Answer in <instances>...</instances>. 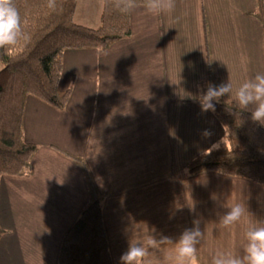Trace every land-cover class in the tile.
I'll list each match as a JSON object with an SVG mask.
<instances>
[{"label":"crops","instance_id":"0c3cea01","mask_svg":"<svg viewBox=\"0 0 264 264\" xmlns=\"http://www.w3.org/2000/svg\"><path fill=\"white\" fill-rule=\"evenodd\" d=\"M257 2L175 0L171 14L138 5L130 37L107 50L64 53L60 87L72 88L68 106L28 98L25 139L40 146L32 174L1 179L0 264H58L63 237L89 201L83 169L57 147L85 159L104 195L115 264L131 239L152 233L177 240L194 220L205 232L198 264H211L217 249L242 254L246 223L230 229L217 223L227 202L245 201L264 220V184L217 172L189 175L187 165L224 135L198 100L209 61L223 83L231 78L233 95L221 99L235 105V89L264 74ZM103 5L78 0L75 21L99 27Z\"/></svg>","mask_w":264,"mask_h":264},{"label":"trees","instance_id":"16d2710c","mask_svg":"<svg viewBox=\"0 0 264 264\" xmlns=\"http://www.w3.org/2000/svg\"><path fill=\"white\" fill-rule=\"evenodd\" d=\"M77 2L56 0V9L52 10L47 7L48 0H16L31 39L20 42L11 54L0 49V184L6 175L32 174V160L40 146L25 139L28 98L34 96L58 110L68 106L72 88L60 87L64 53L77 49L107 50L132 34L131 14L117 11L112 0H104L97 28L75 21ZM143 4L144 0H137V5ZM256 16L264 29V0H258ZM205 29L207 35V26ZM221 83L209 61L208 78L199 85L200 95L209 84ZM213 113L223 125L224 135L188 163V174L217 172L264 184V125L254 122L251 112L221 98ZM57 149L81 166L89 192L88 203L63 237L58 264H115L104 219V195L84 158ZM4 233L0 223V240Z\"/></svg>","mask_w":264,"mask_h":264},{"label":"clouds","instance_id":"9594fccd","mask_svg":"<svg viewBox=\"0 0 264 264\" xmlns=\"http://www.w3.org/2000/svg\"><path fill=\"white\" fill-rule=\"evenodd\" d=\"M112 6L122 14H131L138 5L137 0H112ZM143 6L151 14H171L176 3L175 0H144ZM47 7L55 10L56 0H48ZM30 39L16 0H0V49L11 54L20 42L27 43ZM225 95H233L231 78L227 83L208 85L207 91L198 98L201 110L215 111L216 103ZM234 98L241 110L251 112L254 122L264 125V74L257 73L245 80L235 89ZM225 207L228 210L220 215L217 228L230 229L243 221L246 223L245 242L242 254L229 249L215 250L211 264H264V220L254 218L245 201L227 202ZM193 225L177 240L163 234L158 238L152 233L141 240L131 239L120 257L121 264H198V246L205 232L201 230L199 220H194Z\"/></svg>","mask_w":264,"mask_h":264},{"label":"rangeland","instance_id":"374dc122","mask_svg":"<svg viewBox=\"0 0 264 264\" xmlns=\"http://www.w3.org/2000/svg\"><path fill=\"white\" fill-rule=\"evenodd\" d=\"M95 28H97V27H95ZM2 68V63L0 62V69Z\"/></svg>","mask_w":264,"mask_h":264}]
</instances>
